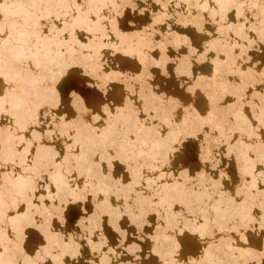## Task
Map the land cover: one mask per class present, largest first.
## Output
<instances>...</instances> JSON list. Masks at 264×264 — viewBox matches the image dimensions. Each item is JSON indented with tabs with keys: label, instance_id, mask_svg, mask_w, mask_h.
I'll return each instance as SVG.
<instances>
[{
	"label": "bare ground",
	"instance_id": "obj_1",
	"mask_svg": "<svg viewBox=\"0 0 264 264\" xmlns=\"http://www.w3.org/2000/svg\"><path fill=\"white\" fill-rule=\"evenodd\" d=\"M123 1L0 0V264H69L67 261L85 256L83 249L92 264H115L120 256H131L130 264H141L136 243H126L125 230H120V243L112 247L105 239L93 240V231L87 226L101 231L100 216L109 212L118 229L121 212L139 221L151 210L163 215L151 234L160 264H262L258 253L244 245V234H236L243 221L248 223L250 217L258 216V208L250 200L236 202L234 192L241 184H248L249 191L258 188L264 208V145L255 143L257 129L264 125V87L259 86L262 77L256 64V68L242 66L249 59L251 36H264V0H160L161 9L165 4L168 11L154 14L155 24L172 16L184 24L198 25L207 34L202 51L193 46L188 34L178 32L171 23L158 40L157 33L163 30L155 28L151 35V26L132 33L121 30L113 13L121 9ZM174 8H180L179 13ZM168 44L178 52L176 57L168 54ZM106 47L136 55L145 68L140 79L132 78L130 72L112 70L106 61ZM154 48L160 49L157 57L152 53ZM181 48L187 53L180 55L179 62ZM171 59L177 61L178 76L189 82L187 88L207 96L206 115L192 107L193 114L182 113L178 120L181 102L179 105L173 97L165 99L166 93L156 92L146 81L153 75L150 64L164 67ZM69 65L90 74L105 93L106 84L116 79L142 85L134 93L133 85L124 82L127 96L121 108H113L108 102L101 114L95 110L81 112L77 106L79 114L73 122L65 112L60 113V122L45 129L48 133L41 132L37 127L45 126V111L58 104L56 82ZM207 65L208 72L204 71ZM231 75L241 84L231 80ZM256 87L261 91L254 92ZM205 128L207 160H218L212 155L217 143H226L239 153V187L229 189L224 174L215 179L208 168L202 171L209 178L207 187L165 185V180L174 177L168 172L173 159L171 142ZM62 137H70L71 143L63 147L64 141L58 139ZM113 157L127 164L130 185L113 179L108 172V161ZM88 193L93 195L95 208L92 215L80 220L85 236L57 231L52 216L62 213L64 202L85 198ZM180 211L188 216L182 217L178 230L201 237L202 251L196 257L184 256L174 238L178 235L168 233L171 229L178 231L175 219ZM200 211L204 212L203 218ZM206 213L209 218L204 219ZM148 218L145 223L151 222ZM214 220L215 226H211ZM236 222L240 227L235 226ZM31 223L42 228L46 242L33 256L21 246L23 227ZM230 223L232 228L223 229ZM213 229L226 236L214 240ZM179 253L182 259H178Z\"/></svg>",
	"mask_w": 264,
	"mask_h": 264
},
{
	"label": "rangeland",
	"instance_id": "obj_2",
	"mask_svg": "<svg viewBox=\"0 0 264 264\" xmlns=\"http://www.w3.org/2000/svg\"><path fill=\"white\" fill-rule=\"evenodd\" d=\"M165 1L166 0H164V1L161 0V3L165 2ZM157 3L159 5H157ZM161 3H160V0H124L123 1L124 5L121 7L120 10L118 9L117 11H115V13H113V15L115 14V16H116L118 27L121 30H124L126 32H131V33L135 32V31L143 30L146 27L151 26L152 29L149 30L150 34L155 32V28L161 29L163 31H161V33L160 32L159 33H160V35L163 34V37H164L165 34L163 32L166 30L168 23H171L170 26L172 28H175L178 32H180V33L183 32V33L188 34L192 40L193 46L196 47L198 50L202 51L203 50V43H204V40H205L207 34L205 35V33L202 32V30L200 29V27L198 25L189 24V23L184 24L183 21L180 20L178 17H172V16H168L166 19H163V23H161V24L160 23L157 25L155 24L154 18H156V17L154 16V14L158 15L159 11L161 13L164 10H167L165 4H164V10H163V8L161 9V7H163V5ZM174 10H176L179 13L180 8H174ZM159 33H157L158 37L155 35L157 40L162 37V35L160 36ZM81 34L85 35L86 32L82 31ZM248 45H249V48H248L247 54L249 55L250 60L248 59V61L243 62L242 66L247 67V65L248 66L250 65L251 67L254 66L256 68V65H257L258 69L256 68V70L260 73V75L262 77V78L260 77L262 79V80L260 79L261 83H259V81H258L259 79L257 80V82L260 84L259 86L264 87V75H263V72H264L263 71V69H264V36H262L259 33L253 34V36H251V38L249 39ZM158 49L159 48H154L152 51L153 55H155L156 57L159 56V54H160V49L159 50ZM115 50H117V49H115ZM115 50L110 49L108 47L104 48L106 58L108 59V60L106 59V61H107L108 65L110 64V68L112 67L111 69L114 71L130 72V73H132V75H131L132 78L136 76V78L140 79L139 75L141 74V72L143 70L142 68H144L143 63L141 62L142 64H140L141 60H139V58L136 55H132V54H129L127 52L123 53L122 50H118V51H115ZM106 51H109L110 53L108 52L109 54H107ZM167 52L171 57H176L177 56L176 54L178 53L170 44H168ZM186 53H187L186 49L181 48V50L179 51V54H178V56H179L178 61L179 62L182 59V58H180V57H182L180 55L186 54ZM191 57H194V56L191 55ZM181 62H182V60H181ZM190 62H192V58L190 59ZM247 62L250 64H248ZM150 65H149V69H150L151 74H153V75L151 76V78H149V80L147 79L146 81H148V83L151 86H153L152 87L153 89L155 87L154 90L156 92L164 93V94L166 93L167 98L165 97V99H168V97L169 98L173 97V99L179 100L178 104L180 105V102H181L180 106L183 109L185 108V111L183 110V113L186 115L193 114L192 111H194V110H198V112L200 114L206 115L207 109H208L207 96L203 92H200L197 95V94H195V92H193V91L191 92L187 88L188 87L187 84L189 82L187 83L181 77H179L176 70H175L176 69L175 67L177 66V61H173L172 59L167 60V62L165 63V66H164L165 68L160 67V66H156V65H151V66ZM163 68L165 71L163 70ZM209 69H210V66L207 65V68L204 71L208 72ZM237 69H239V68L237 67ZM86 73L81 68H79L77 66H72L71 79L79 81L80 86L85 90V92H87L91 96V98L94 101L100 99L101 97H103V99L105 101H108L110 95L113 93H115L117 96H120L122 94L124 101H125L126 96H127V91H126V84L124 82H126L128 85H130V84L133 85L134 89H132V88L131 89L133 91L136 90V91H134V93H136L137 90H139L141 88V87L139 88V86L142 85V84L134 83V82H131L129 84L128 80L121 82L118 79H116V80L110 82L109 84H106V90L108 89V91H106V93H105L104 92L105 89L104 88L100 89L101 87L98 86V84H99L98 81L94 80L93 78H91L90 74L88 75V73L87 74ZM204 74H206V73H204ZM67 75H68V70L56 82V88H57V91L59 94V101H58V104H56V105L59 108L58 107L55 108V106H56L55 105L53 107L54 109L49 108V110H47V112L45 111L44 117H46L47 119L46 118L42 119L43 123H45V126H43L42 128L37 127V129H40L41 132H44V131L47 132V130H45V129L50 130L53 127V123L55 124V122H60V120H61L57 116L58 115L61 116V114L64 113L62 111V108H63L62 100H63L64 90H66L68 87V84L66 82ZM228 77L231 80L234 79L233 81L234 82L236 81L237 84H241V81H239L240 79L239 80L237 78L235 79L234 75L233 76L231 75ZM122 79H123V77H122ZM126 79H128V77ZM124 80H125V77H124ZM95 81L98 84H96ZM253 90H254V92H257V93H258V91H261V89H259V87H256ZM136 97H137V95H136ZM189 97H190V104H186L185 99H187ZM131 99H132V97H131ZM249 99L250 98L248 97L247 99H245V101H248ZM243 101H244V99H243ZM255 101H257V99ZM110 104L113 107L112 102ZM123 106H124V103L120 104V105L115 104V107H117V108H121ZM247 106H249V105H247ZM192 107L194 110H192ZM49 111H51V112L48 113ZM98 112L102 114L101 111H98ZM65 114L69 118V114L67 112H65ZM50 115L51 116L54 115L56 119H54V116H53V119H51L52 117L50 118ZM83 117L85 119L87 118V116H83ZM76 118H78V117H76V116L72 117L70 119L71 122H73ZM100 118H102V116H100ZM52 120H54V121H52ZM49 122H50V124H47ZM51 122H52V124H51ZM101 122H103V121H101ZM46 124L48 125V127H46ZM258 124H260V123H258ZM49 130H48V132H49ZM207 131L208 130L205 128L203 131L188 132V133H185L178 140V142L181 144V146L184 150V156H185V159L188 161V163L184 164L183 161H181L180 164H176L175 158L173 157V159H172V157H171L172 163L170 162V164H169L168 172L169 173L171 172V174L174 175V177L172 179L165 180L166 181L165 185L178 184V185H183V186H192L194 184V185H198V187L199 186L207 187L208 186L207 183L209 181V178L205 174L202 175V171L204 169L208 168L207 170H209L211 172L210 176H212L215 179L220 178L221 173L224 174V177L227 179L226 186L229 189L232 187H236V186L239 187V185H240L239 183L242 181V175H241L240 170H239V162L237 159V155L239 153L236 152L235 150H230V148H228L226 143H223V142L219 143V144L217 143V145L214 144L215 145L214 146L215 148L213 150L214 154H212V155H214V158H218L219 161L216 159H213V157L211 158L212 161L207 160L206 155H205V149L209 145L207 143L208 137L205 135V133ZM257 131L259 132V136L256 138L255 143L256 144L262 143L264 145V125L260 124ZM70 136H72V134ZM58 139H61V140H59L61 142L66 141V143L63 142V144H64L63 147H65V145H67V143H71V141H72V139H70V137H69V139L67 138L68 140H66L65 137L64 138L63 137L58 138ZM39 143L42 144L41 142H39ZM37 144L38 143H36L35 146ZM40 144H38V146ZM216 152H218V155ZM107 167H108L107 170L109 173L111 172V176L113 177V179L120 180L124 185L125 184H128V185L131 184L132 177H131L130 169L127 167V164L125 162H123L120 158H117V157L111 158V160L108 161ZM248 187H249L248 184H241L240 187L238 188V190L234 192L237 195L236 196V198H237L236 202L241 203L242 201L247 202V200H250L251 205L257 206L258 216L254 217L255 221H254V219H251V217H250V220L248 219V223L246 221H243L242 225L244 226V228L240 224L242 222V220H240V223L236 222L235 226L237 225L238 227H240V225H241V227H242V228L240 227V229H239L240 231H238L239 233L236 232V234L242 235V236L244 234V237H243L244 242H245L244 245H246L248 248L256 251L258 253V255L261 257V258L258 257V260L260 259L259 261H262V264H264V208L262 207V201H263L262 198L263 197L261 196L260 191H258V188H256V187L254 189L251 188L252 191H249ZM139 190L142 191V189H139ZM198 191H202V188L199 189ZM253 191H256V193L254 194ZM206 192L208 193L209 190H206ZM208 195L210 196L211 199L214 200L213 194H211L209 192ZM233 196H235V195H233ZM133 197H134V195H133ZM203 201L204 200H202V202ZM37 202L41 203V200L38 199ZM204 202H207V200H205ZM61 206H63L62 213H59V214L55 213L52 216L53 227L57 231L63 229V232L67 235L71 234V233H79L80 232L85 236L84 231L86 229L80 224V220L84 216L88 217L94 213L95 202L93 199V195L91 193H88V194H86L85 198H81V199H77V200H69V201L64 202ZM180 212L181 213H178V215L180 214L179 218L176 217V219H175V221H178V224H175V226L177 227V230L181 229V226L183 224L182 219L185 218V216L186 217L188 216L187 213L184 212L182 214L183 211H180ZM203 213L204 212H201V216ZM100 217H101L100 218L101 219L100 220L101 231L100 230H98V232L94 231V227H89V224L87 226L88 227L87 230L93 231V238H94L93 240L98 241V240H104L105 239L112 247H116L120 243V240L122 238V234H121L120 230H125L126 236H127L126 237V243L127 244L133 243V242L136 243V245L139 249L137 252V255L139 256V260H140L141 264H160L159 253L153 249L154 242L152 240L151 234L153 233L156 226L160 223V220H159L160 217L163 218L162 214H160L156 210L155 211L151 210L149 212V214H147V217H146V218L149 217L148 219H151V222L145 223V221H146L145 217L141 218L139 221L138 220L135 221L131 218L130 213L121 212L117 218L118 229L112 224V222L110 220L112 215L109 212L108 213L103 212ZM206 217L209 218V213H206L204 215V219H207ZM202 218H203V216H202ZM213 222L214 223H210L211 226H213V225L215 226L216 221L214 220ZM223 224H221V227H223ZM232 224L231 223L225 224L224 225L225 227H223V229H226L227 227L232 228L231 227ZM163 225L165 226V224H163ZM166 227L167 226H165L164 228H166ZM229 229H227V230H229ZM171 230L168 233L172 234V235H175V234L178 235V236H175L174 238L176 239L177 244H180V249H181L184 256L191 258V257H196V256H198V254H200V252L202 251L201 237H198V235H196V234L189 233V232L183 231V230H178L177 232L175 230H172V231ZM240 232L243 234H241ZM228 234H230V235L233 234L232 230H229ZM22 236H23V240H22L21 246H22L24 252L30 256H33L34 253L38 250V248L41 247V245L46 243L45 242V234H44L42 228L39 227L37 224H33V223L26 224L23 227ZM220 236L225 237L226 234L217 233V230H214V233L212 234L211 238L216 240ZM224 247H226V246H224ZM214 249H217V248H214ZM85 251H86L85 249L82 250V253H84V255H85L83 258H81L79 260H73V261L69 260V261H67V263H69V264L70 263L71 264H92V262L87 259V253ZM236 255H237V253H236ZM177 257H179L178 259H182V255H180V253H179V255H177ZM125 261L129 262V264L133 263V258L131 256H122V257L120 256V257L116 258V261L114 263L115 264H119V263L121 264V262L123 263ZM47 264H49V262Z\"/></svg>",
	"mask_w": 264,
	"mask_h": 264
},
{
	"label": "snow or ice",
	"instance_id": "obj_3",
	"mask_svg": "<svg viewBox=\"0 0 264 264\" xmlns=\"http://www.w3.org/2000/svg\"><path fill=\"white\" fill-rule=\"evenodd\" d=\"M72 75V66H68V75L66 77V82L68 84V87L66 90H64L63 95V112H67L69 114V119L72 117L77 116L79 113L77 111V106H79V109L81 112H89V110H95V111H102L103 105H105L108 102H112L113 108L115 107V104H123L124 98L122 94L120 96H117L115 93L111 94L108 101H105L103 97L100 99L94 101L91 96L85 92V90L80 86V82L71 79ZM186 104H190V97L185 99ZM183 108H181L180 113H178L177 119L179 120L182 116ZM89 119H91V115L89 114ZM164 132H167L168 129H164ZM170 153L175 158V163L180 164L181 161H183L184 164H187L188 161L185 159L184 156V150L181 146V144L178 141H172L170 146Z\"/></svg>",
	"mask_w": 264,
	"mask_h": 264
}]
</instances>
